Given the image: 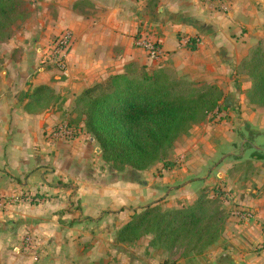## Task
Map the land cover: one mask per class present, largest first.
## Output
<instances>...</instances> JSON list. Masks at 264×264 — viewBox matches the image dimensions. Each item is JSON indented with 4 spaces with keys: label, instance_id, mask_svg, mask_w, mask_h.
Returning <instances> with one entry per match:
<instances>
[{
    "label": "crops",
    "instance_id": "1",
    "mask_svg": "<svg viewBox=\"0 0 264 264\" xmlns=\"http://www.w3.org/2000/svg\"><path fill=\"white\" fill-rule=\"evenodd\" d=\"M36 6L27 25L33 28L0 49V264H80L75 235L85 232L87 221L96 224L102 214L129 209L143 196L137 185L113 182L108 189L93 179L95 141L89 137L86 143L83 118L74 112L76 97L134 65L217 86L222 105L241 104L251 82L239 66L264 39V0H38ZM62 32L72 37L65 68L41 64L37 48ZM142 33L157 40L158 61L135 46ZM189 39L195 51L186 47ZM39 86L48 87L54 99L42 112L29 113L19 97ZM65 124L75 132L71 139L51 135ZM107 194L116 201L111 206L103 205ZM26 197L36 203L27 205ZM118 216L116 230L126 224L123 213ZM231 225L236 230L225 226L216 264H264V251L255 250L249 232L254 229ZM23 235L32 237L31 248L21 246Z\"/></svg>",
    "mask_w": 264,
    "mask_h": 264
},
{
    "label": "rangeland",
    "instance_id": "2",
    "mask_svg": "<svg viewBox=\"0 0 264 264\" xmlns=\"http://www.w3.org/2000/svg\"><path fill=\"white\" fill-rule=\"evenodd\" d=\"M24 1L28 15L9 30L8 39L0 42V49L7 40H19L33 28V25L28 28L27 25L31 17H36L38 0ZM135 71L137 68H134V74ZM221 103L204 121L192 125L179 137L164 161L145 171L114 169L104 162L95 142L90 153L98 157L95 162L98 171L95 177L87 174V178L101 179L102 184L105 181L108 189L112 188L110 183L113 182L128 187L137 185L135 187L140 189L143 199L133 206L125 204L129 209L117 207L115 212L102 214L96 224L87 221V237L82 235L84 231L75 235L76 243L82 248L80 264H216L218 256L215 255L225 226L236 230L232 223L238 227L249 224L252 228L245 229H254L249 232L252 233L255 250L264 251V151L254 149H264V108L249 104L247 99L229 106ZM76 115L77 119H82ZM89 137L93 139L87 136V144ZM164 162L171 166L164 168ZM88 169L91 170L87 167V173ZM154 189L159 193L155 194ZM201 196L210 199L215 204L213 209H218L225 216L218 240L202 251H192L190 245L173 249H165L158 243L152 245L153 235L143 236L132 243L116 241L119 231L116 228L121 224L119 214L123 213L127 224L147 207L158 205L162 211L186 209ZM25 199L27 205L36 203L28 197ZM111 199L112 196L107 194L103 205L111 206L116 202ZM89 201L94 203L91 199ZM20 239L23 248L33 246L32 237L23 235Z\"/></svg>",
    "mask_w": 264,
    "mask_h": 264
},
{
    "label": "trees",
    "instance_id": "3",
    "mask_svg": "<svg viewBox=\"0 0 264 264\" xmlns=\"http://www.w3.org/2000/svg\"><path fill=\"white\" fill-rule=\"evenodd\" d=\"M27 15L24 0H0V42ZM186 47L195 51L194 39ZM134 68L129 65L124 74L84 90L74 101V112L83 118L105 163L119 171L141 172L164 161L179 137L218 109L224 97L214 85L179 80L163 69L147 72L141 67L134 74ZM239 72L251 82L249 104L264 108V39L249 50ZM52 98L48 87L39 86L19 100L25 102L27 112L39 113ZM163 166L171 164L164 162ZM213 205L201 196L186 209L147 207L119 229L116 241L132 243L153 235L152 245L158 243L165 249L190 245L192 251L200 252L216 242L223 230L225 216Z\"/></svg>",
    "mask_w": 264,
    "mask_h": 264
},
{
    "label": "built area",
    "instance_id": "4",
    "mask_svg": "<svg viewBox=\"0 0 264 264\" xmlns=\"http://www.w3.org/2000/svg\"><path fill=\"white\" fill-rule=\"evenodd\" d=\"M146 36L147 33L139 34L135 40V46L143 49L150 61H158L162 57V52L157 40L148 39ZM71 39L69 32H62L54 40L46 43L43 47L37 48L39 62L63 70ZM74 134L75 132L67 124L59 126L51 132L54 137L65 139H71Z\"/></svg>",
    "mask_w": 264,
    "mask_h": 264
},
{
    "label": "water",
    "instance_id": "5",
    "mask_svg": "<svg viewBox=\"0 0 264 264\" xmlns=\"http://www.w3.org/2000/svg\"><path fill=\"white\" fill-rule=\"evenodd\" d=\"M254 149H256V150H260V151H264V149H259V148H258V149H257V148H254Z\"/></svg>",
    "mask_w": 264,
    "mask_h": 264
}]
</instances>
